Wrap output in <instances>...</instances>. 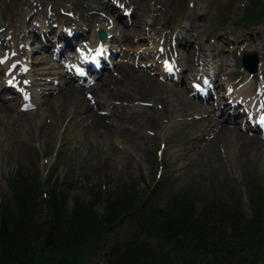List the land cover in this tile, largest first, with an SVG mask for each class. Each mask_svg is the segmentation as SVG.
Segmentation results:
<instances>
[{"label":"rangeland","instance_id":"1","mask_svg":"<svg viewBox=\"0 0 264 264\" xmlns=\"http://www.w3.org/2000/svg\"><path fill=\"white\" fill-rule=\"evenodd\" d=\"M99 1L115 10L87 13L85 0H0V58L3 51L7 55L6 62L0 61V200L9 195L8 178L17 170L38 171L43 180L58 166L54 179L71 185L68 208L75 195L89 201L93 189L114 191L135 183L147 191L163 180L166 193L179 189L198 200L216 190L243 196L251 216V191L260 196L263 190L264 200V136L252 129L259 108L264 112V91L258 94L264 89V37L256 35L264 31V0H160L156 7V0H136L131 6L124 0ZM133 7L137 10L129 16ZM124 9L126 18L121 17ZM76 26L87 28V35L71 39L76 48L61 55L59 48L68 38L57 36ZM100 30L106 32L107 66L87 73L83 83L70 79L67 69H72L63 61L75 65L78 49L96 38L103 41ZM255 50L260 70L252 74L242 59ZM118 64L131 71L124 74ZM109 73L126 97L116 102L120 115L110 118L114 105L101 107L109 127L94 132L90 112L81 113V101L73 96L72 104L63 105L62 86L69 81L87 87ZM14 74L35 82L33 104L16 90H3ZM174 91L178 95L171 98ZM102 100L108 102L107 96ZM254 135L260 139L253 148ZM94 249L95 243L72 247L75 258L67 264H109L103 248L89 258ZM53 255L44 253L41 260Z\"/></svg>","mask_w":264,"mask_h":264},{"label":"trees","instance_id":"2","mask_svg":"<svg viewBox=\"0 0 264 264\" xmlns=\"http://www.w3.org/2000/svg\"><path fill=\"white\" fill-rule=\"evenodd\" d=\"M57 170L43 180L26 169L9 176V195L0 200V264H67L72 247L85 243H95L89 258L103 248L109 264H264L263 190L249 195L251 216L243 196L216 190L198 200L179 189L166 193L163 180L147 191L135 183L93 189L89 201L75 195L68 208L71 185L54 179ZM44 253L55 255L43 262Z\"/></svg>","mask_w":264,"mask_h":264},{"label":"bare ground","instance_id":"3","mask_svg":"<svg viewBox=\"0 0 264 264\" xmlns=\"http://www.w3.org/2000/svg\"><path fill=\"white\" fill-rule=\"evenodd\" d=\"M85 1H87L90 5L88 6V7H86L87 8V13H91L92 11H99V10H101L102 11V8H105L106 7V9H108V10H112V11H114L115 10V6H112L111 5V7H108V5H109V3H102L101 1H99V0H85ZM121 1H123V0H121ZM126 3H128L129 4V6H131V5H136V0H124ZM159 2H160V0H156V4L154 5L155 7L156 6H158L159 5ZM136 8H138L139 6L137 5V6H135ZM135 8V10H137ZM109 14V13H108ZM190 14L191 15H193V13H191L190 12ZM84 17H86V16H84ZM92 17V19L93 18H97L96 16H95V14H94V16L92 15L91 16ZM91 18H89V23H88V25H87V27H91V25H92V20ZM141 22V21H140ZM157 22V19L156 20H154L153 21V24H155ZM144 23V22H143ZM76 28H81V27H79V26H76ZM87 29V28H86ZM192 28H188V30H187V33H188V31H190ZM85 31L86 30H81L79 33L77 32V33H75V36L76 37H81V38H85V36L87 35L86 33H85ZM188 35H190V34H188ZM256 35H261L262 37H264V31H260V30H256ZM100 36H104L103 38H104V41H105V45L107 44V40H105L106 38H105V32L104 31H101L100 32ZM1 41V40H0ZM97 41H98V39L97 40H95L94 42L95 43H97ZM90 49V51L91 50H94V49H92V48H89ZM89 49H87V50H89ZM31 51V50H30ZM197 51H199V53H200V55L203 53V45L202 44H200L199 43V46L196 48V52ZM18 54V53H17ZM16 54V55H17ZM19 55L20 54H18L17 55V57L18 58H20L19 57ZM84 55V52L82 51V56ZM89 58H95V55H92L91 53H90V56H89ZM222 58V57H221ZM33 61V60H32ZM36 63V62H35ZM224 65H225V62L224 61H221V67H224ZM235 66L236 67H238L239 66V61H238V59H235ZM90 67H87V69H89ZM123 69V71H124V74H126V72L127 73H129L130 71H131V69L129 68V67H127V66H122V65H120V64H118V66H116V69ZM115 69V70H116ZM136 75V74H135ZM74 77L76 76L75 74L73 75ZM73 76H72V78H73ZM110 76V77H109ZM113 76H114V78L116 77L114 74H111V73H109V74H106V75H104L99 81H97V82H95V83H93L92 85H89V86H87V87H82V86H80V85H78V84H76V83H74V82H69V81H67V82H64V84H63V86H62V88H63V100H65L64 101V103H63V105L65 104V103H71L72 104V99H71V97H73V96H75V98L74 99H76L77 101H81V104H82V106H81V113L82 112H85V113H89V117H92V125H91V127H92V129L94 130V132L96 131V130H99L100 132H105L106 130H108V127H109V124H107L106 122V118H105V116H103L101 113H99V111H100V109H101V107H104V109L105 108H107V106L109 107V106H111V105H114L113 106V108H111L112 110H113V112H111L110 111V118H111V116H114V115H120V113H119V109H120V105H116L117 103V101L118 100H121V99H123L124 100V98L126 97V94H125V92L124 91H122L120 88H118V87H116V86H114V80H113ZM139 76V75H138ZM118 78V77H117ZM138 78V77H137ZM122 80V79H121ZM142 80V79H141ZM134 81V80H133ZM137 81V80H136ZM127 82V81H126ZM118 83V82H117ZM128 83V82H127ZM137 83V82H136ZM123 85V84H122ZM126 85V84H125ZM145 85V84H144ZM133 86V85H132ZM137 87H139V86H137ZM141 87V86H140ZM131 88V87H130ZM124 89V88H123ZM128 89H129V87H128ZM245 89H247L246 87H245ZM126 90V89H125ZM135 90H136V88H135ZM134 90V91H135ZM170 91V90H169ZM130 92V91H129ZM136 92V91H135ZM172 92V91H171ZM170 92V93H171ZM244 94H246L247 93V90H243L242 91ZM261 92V89H260V91H259V93ZM132 93V92H131ZM86 96V97H83V96ZM104 95H106L107 96V99H108V102L106 101V100H102L103 99V96ZM175 95H178L177 94V92L176 91H174V93H172L171 94V98L173 97V96H175ZM133 96V95H132ZM135 97H136V95H135ZM138 98V97H137ZM112 100V101H111ZM62 101V100H61ZM130 101V100H129ZM129 101H127V102H129ZM136 101V100H135ZM142 101V100H141ZM193 101V100H192ZM102 102H103V104H102ZM107 103V104H106ZM121 103H123V102H121ZM131 103H132V101H131ZM140 103V102H139ZM66 104V105H67ZM141 104V103H140ZM129 105H132V104H129ZM72 106V105H71ZM141 106V105H140ZM69 107V106H68ZM74 108V107H73ZM125 108V107H124ZM123 108V109H124ZM71 109V108H70ZM122 109V108H121ZM128 109H129V107H128ZM144 109V108H143ZM148 109V108H147ZM260 109V108H259ZM126 110V109H125ZM146 110V109H145ZM153 110V109H152ZM123 111V110H122ZM127 111V110H126ZM129 111V110H128ZM131 111H133V110H131ZM147 111V110H146ZM260 111H262V110H260ZM134 112V111H133ZM139 112V111H138ZM148 112H150V111H148ZM152 112V111H151ZM167 113V112H166ZM169 113V112H168ZM167 113V114H168ZM21 114V113H20ZM147 114V113H146ZM150 114V113H149ZM82 115H84V113L82 114ZM129 115V114H128ZM127 115V116H128ZM135 115V114H134ZM151 115V114H150ZM166 115V114H165ZM170 115V114H169ZM88 116V115H87ZM125 116V115H124ZM143 116V115H142ZM80 117V116H79ZM144 117V116H143ZM146 117V116H145ZM149 117V116H148ZM147 117V118H148ZM86 118V117H85ZM121 118V117H120ZM151 118V117H150ZM165 118V117H164ZM170 118V117H169ZM114 119V118H113ZM128 119H130V117L128 118ZM116 120V119H115ZM136 120V119H135ZM128 121V120H127ZM106 124H105V123ZM120 122V121H119ZM122 122V121H121ZM149 122V121H148ZM157 122V121H156ZM128 123H130V122H128ZM133 123V122H132ZM147 123V122H146ZM150 124V123H149ZM120 125H122V124H120ZM126 125H127V123H126ZM151 125H154L153 124V122L151 123ZM149 126V125H148ZM258 126V125H257ZM157 127V126H156ZM156 127H154V128H156ZM114 128V127H113ZM91 129V130H92ZM111 129V128H110ZM153 129V128H152ZM112 131V130H111ZM97 132V131H96ZM118 133V132H117ZM116 134V133H115ZM123 134V133H122ZM251 137H253V138H251L250 140L252 141V145H253V148H254V146L256 145V144H258V139L257 138H259L260 139V135L259 136H256V135H254V136H251ZM257 137V138H256ZM256 149V148H255ZM254 149V150H255Z\"/></svg>","mask_w":264,"mask_h":264},{"label":"water","instance_id":"4","mask_svg":"<svg viewBox=\"0 0 264 264\" xmlns=\"http://www.w3.org/2000/svg\"><path fill=\"white\" fill-rule=\"evenodd\" d=\"M244 64L246 67H248V69L254 73L256 71H258L259 69V55L257 51L254 52H246L244 55Z\"/></svg>","mask_w":264,"mask_h":264},{"label":"snow or ice","instance_id":"5","mask_svg":"<svg viewBox=\"0 0 264 264\" xmlns=\"http://www.w3.org/2000/svg\"><path fill=\"white\" fill-rule=\"evenodd\" d=\"M262 123H264V121H262Z\"/></svg>","mask_w":264,"mask_h":264}]
</instances>
